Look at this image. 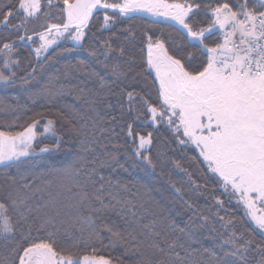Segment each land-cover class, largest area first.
<instances>
[{"label": "snow or ice", "instance_id": "obj_1", "mask_svg": "<svg viewBox=\"0 0 264 264\" xmlns=\"http://www.w3.org/2000/svg\"><path fill=\"white\" fill-rule=\"evenodd\" d=\"M41 17L55 22L29 31ZM0 30L9 33L0 86L36 82L28 99L46 107L19 130L0 128V264H264V0H0ZM137 46L146 50L139 71ZM21 48L32 56L24 69ZM77 51L91 63L55 66ZM120 123L148 179L163 158L153 161V134L141 127L163 126L182 150H198L205 182L178 161L191 195L167 180L189 213L183 226L145 184L120 178ZM230 201L243 219L221 214ZM201 229L219 254L196 246ZM98 245L121 254L100 255Z\"/></svg>", "mask_w": 264, "mask_h": 264}, {"label": "trees", "instance_id": "obj_2", "mask_svg": "<svg viewBox=\"0 0 264 264\" xmlns=\"http://www.w3.org/2000/svg\"><path fill=\"white\" fill-rule=\"evenodd\" d=\"M136 24L139 26L138 30L143 29V25L140 21H136ZM157 31H164L167 33L169 30L157 28ZM9 33L0 30V40H4ZM107 35V34H106ZM12 38H15V34H12ZM30 49L29 48H21L19 55L22 57V64L21 68L28 67V61H32V56L29 55ZM132 54L137 61V71L140 70V65L143 63V59L146 56V50L142 52L140 48L137 46L135 49L132 50ZM85 60L91 63V58L88 56L87 52L85 51H77L72 53L71 55L64 54L57 57L58 63H56L57 68H62L65 63L68 62H75V60ZM51 69V65L49 66ZM48 71V69H46ZM43 76V74H41ZM144 75H141L139 79L144 80ZM39 79V78H38ZM46 79V77H45ZM75 83L76 81H72ZM147 83H151V77H149L146 81ZM36 82L28 85H17L16 87H11L8 89H4L3 86H0V107L7 108L8 105L20 107L16 112L11 111H0V128L8 124H13L15 130H19V125L24 123L34 112L42 111L46 112V107H41L43 104L42 101H38L37 104H32V102L28 99V95L25 91V88L32 89ZM142 85H137V88L141 87ZM153 98H155V89H152ZM69 101L71 98H67ZM110 99L114 102L115 97H110ZM27 106V109L23 106ZM50 115V113H47ZM19 117V120L16 118ZM124 128V124L120 123L116 127V132L114 134V139L118 143L119 147L117 149L119 153V157L121 162L124 164V168L127 171L121 170L119 172L120 178L124 181H127L130 186L139 187L136 185L135 182L139 181L140 184H145L147 186V191L150 193L152 197L157 200H161L164 204L167 205V208L172 213V217L175 222L181 226H183L187 222V217L189 213L185 211L178 202H175L174 194L168 188L167 180L171 179L173 182L177 183V186L183 187L184 191L188 193L187 185L184 184L183 173L179 172V170L173 167L172 161H178L181 163L182 167L188 168L193 173V178L198 179L199 182H205L206 178L210 173H207L206 166L202 163H195L193 158H197L198 161H202L199 157L196 150L193 148L182 150L180 146H178L174 140L173 135L169 133L165 128L160 127L159 129H154L153 126L145 125L144 127L140 128V133L144 134L146 132H152L153 134V144L151 146L149 154L151 155L154 162L158 160V154H162L163 163L162 165L158 163V167L156 170V175L158 178L156 179H148L146 174L143 170L145 167L142 164L141 160H137L136 164H133V160L136 158L132 155L134 151V145L130 142H126V133L122 130ZM56 160H60L61 157H56ZM143 166V167H141ZM163 171L164 175L160 176V172ZM210 187L209 191L215 194L218 198L227 200V195H221L222 188H220L215 183L208 181ZM140 192L143 194L145 193L144 188L139 189ZM191 195V193H188ZM197 203L200 205L201 208H207L208 205L211 203V200L208 196H201L199 198H195ZM225 208L227 212H222V215H230L237 219H243L244 216L242 214V210L240 206H237L234 201H230L225 204ZM112 219L117 221L118 225H123V221L120 220L115 215H112ZM219 227V225H217ZM200 233V241L199 244L196 245L197 247H205L212 251H215L219 254L220 249L218 247V241L212 239L206 230H198ZM33 235H37V233H33ZM106 236V234H105ZM63 240H58V243H62ZM107 240H105V244ZM100 255L109 256L112 255L113 257L119 256L121 254V249L117 248L115 250H110L104 245H98ZM87 251V249H84ZM6 252V249L3 247V242H0V257H2ZM126 261L130 260L131 257H124ZM207 264V260L205 261Z\"/></svg>", "mask_w": 264, "mask_h": 264}, {"label": "rangeland", "instance_id": "obj_3", "mask_svg": "<svg viewBox=\"0 0 264 264\" xmlns=\"http://www.w3.org/2000/svg\"><path fill=\"white\" fill-rule=\"evenodd\" d=\"M52 15H53V16H57L58 13L55 12V10H54L53 13H52ZM46 21L49 22V23H51V22H55L54 19H53V20H49L47 17H41L39 20H36L35 22H33V23H31V24L29 25V31H33V30L39 31V30H41L42 26L44 25V23H45ZM41 123L43 124L44 121H41ZM161 127H162V126H161ZM163 128H164V127H163ZM169 133L172 134L170 131H169ZM172 135H173V134H172ZM48 142L50 143V141H48ZM193 149L196 150V152H197L198 155H199L198 150L195 149L194 147H193ZM200 158L202 159V157H200ZM142 164L144 165V162H143V161H142ZM144 166L146 167V165H144ZM205 166H206V165H205ZM240 209L242 210L241 207H240ZM242 214H243V211H242Z\"/></svg>", "mask_w": 264, "mask_h": 264}]
</instances>
